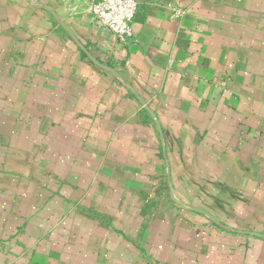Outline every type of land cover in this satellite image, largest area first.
<instances>
[{
  "label": "crops",
  "instance_id": "0c3cea01",
  "mask_svg": "<svg viewBox=\"0 0 264 264\" xmlns=\"http://www.w3.org/2000/svg\"><path fill=\"white\" fill-rule=\"evenodd\" d=\"M0 0V264H264V0Z\"/></svg>",
  "mask_w": 264,
  "mask_h": 264
},
{
  "label": "built area",
  "instance_id": "2783aa9c",
  "mask_svg": "<svg viewBox=\"0 0 264 264\" xmlns=\"http://www.w3.org/2000/svg\"><path fill=\"white\" fill-rule=\"evenodd\" d=\"M137 7L136 0H93L90 13L119 41H125L132 35L131 22Z\"/></svg>",
  "mask_w": 264,
  "mask_h": 264
}]
</instances>
